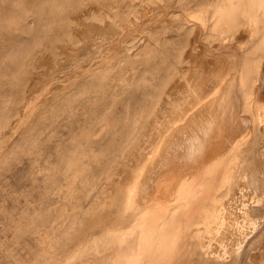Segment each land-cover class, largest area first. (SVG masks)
Masks as SVG:
<instances>
[{"label": "rangeland", "instance_id": "1", "mask_svg": "<svg viewBox=\"0 0 264 264\" xmlns=\"http://www.w3.org/2000/svg\"><path fill=\"white\" fill-rule=\"evenodd\" d=\"M129 1L0 0V264H264V0H158L135 21ZM108 15L132 51L60 68ZM215 64L237 77L251 133L230 139L198 227H147L125 179L169 100L215 88Z\"/></svg>", "mask_w": 264, "mask_h": 264}, {"label": "bare ground", "instance_id": "2", "mask_svg": "<svg viewBox=\"0 0 264 264\" xmlns=\"http://www.w3.org/2000/svg\"><path fill=\"white\" fill-rule=\"evenodd\" d=\"M157 3L158 0H130L127 6L133 10L122 18L135 21L141 8ZM117 21L111 15L92 20L82 32L80 43L66 50L60 68L81 72L101 55L132 51L120 45ZM224 69L221 64L211 69L215 88L210 93L203 94L202 80L197 79L169 100L159 135L125 179L127 205L144 206L142 215L147 227L168 228L175 222L178 232H183L197 226L198 200H204L209 190L226 178L230 139L241 131L251 133L256 116L243 106L237 77L224 75ZM214 164L219 173L203 174V166ZM137 233L133 229L131 235Z\"/></svg>", "mask_w": 264, "mask_h": 264}, {"label": "crops", "instance_id": "3", "mask_svg": "<svg viewBox=\"0 0 264 264\" xmlns=\"http://www.w3.org/2000/svg\"><path fill=\"white\" fill-rule=\"evenodd\" d=\"M232 76H235V75H230L229 77H232ZM229 157L232 158V157H234V155H233V154H231V155L229 154ZM228 169H229V167L227 168L226 174L229 173ZM209 172H213V171L211 170V171H209ZM198 205H199V204H198ZM197 216H198V214H197Z\"/></svg>", "mask_w": 264, "mask_h": 264}]
</instances>
